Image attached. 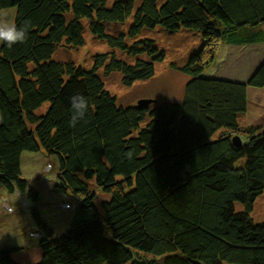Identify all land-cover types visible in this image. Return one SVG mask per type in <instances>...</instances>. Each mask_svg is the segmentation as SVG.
I'll use <instances>...</instances> for the list:
<instances>
[{"label": "trees", "instance_id": "trees-1", "mask_svg": "<svg viewBox=\"0 0 264 264\" xmlns=\"http://www.w3.org/2000/svg\"><path fill=\"white\" fill-rule=\"evenodd\" d=\"M134 2L0 0L28 29L23 42H0V185L21 197L28 232L39 231L35 264H264V219L251 217L264 191V105L252 100L264 92V59L244 82L205 76L221 45L264 43V0ZM129 17L126 33L106 30ZM84 23L109 49L91 69L54 58L60 44H84ZM155 27L202 41L180 69L182 100L117 105L97 71L119 72L125 86L153 77L164 52L139 36ZM76 93L90 110L71 127ZM25 151L54 155L42 172L54 170L49 192L75 200L61 235L42 215L35 178L21 174ZM93 187L108 199L96 204ZM16 247H0V264H23Z\"/></svg>", "mask_w": 264, "mask_h": 264}, {"label": "rangeland", "instance_id": "rangeland-1", "mask_svg": "<svg viewBox=\"0 0 264 264\" xmlns=\"http://www.w3.org/2000/svg\"><path fill=\"white\" fill-rule=\"evenodd\" d=\"M139 3L140 0H135L134 9ZM4 13L14 15V9L0 10V21L3 20ZM131 21L129 17L122 23L107 25L106 30L114 35L120 32L126 33ZM82 36L84 44L79 47L73 48L65 44L58 45L54 52V58L61 61H71L83 69H91L94 55L109 49L104 42L91 35L87 23H84ZM139 37L152 39L153 45L164 52V59L155 64L154 76L147 80L135 81L131 86H125L121 82L119 72L105 73L103 69H99L97 72L104 80L105 87L116 97L117 105L121 106L135 104L136 101L142 98L154 99L157 103H179L183 97L184 86L189 79L180 69L185 66L188 57L200 47L202 41L199 34L194 30L169 31L155 27L150 30H142ZM115 53L118 57L128 59L118 50ZM262 59H264V43L250 46L221 45L217 51L215 62L205 70V76L244 82L253 74ZM253 93L256 97L252 100L264 105V92ZM47 105V103H44L37 110V113L43 114ZM149 108H152L151 105H149ZM245 118L246 116L240 118V123L243 126L247 123ZM250 122L254 123V120L251 118ZM263 122L264 116L258 114L257 124ZM53 161H55L56 167L57 161L54 155H48L42 151H25L21 157V174L28 180L35 178V185L41 197L42 215L48 226L61 235L69 226L75 200L72 198L66 199V197L49 192L55 178L54 170L46 175L42 172L44 171V163L50 162L53 166ZM93 188L97 192L96 204H99L102 199H108V195L102 194L98 188ZM60 197L66 199L64 202L67 203L71 200L72 208L66 210L59 207ZM3 199H7L5 202L9 203L14 211L11 213L6 212L10 209V206L2 203ZM20 199L21 197H18L17 193L12 195L0 185V247H16L15 244L19 243L20 246L23 245L20 250L24 252H14L12 254L13 260L23 264H35L39 260L41 252L37 242L31 239L37 236H32L28 232L29 219L19 209ZM21 204L24 205V201H21ZM2 205L5 211H3ZM251 217L254 221L264 219V191L256 198ZM26 248L27 252L24 250Z\"/></svg>", "mask_w": 264, "mask_h": 264}, {"label": "clouds", "instance_id": "clouds-1", "mask_svg": "<svg viewBox=\"0 0 264 264\" xmlns=\"http://www.w3.org/2000/svg\"><path fill=\"white\" fill-rule=\"evenodd\" d=\"M27 31V26L19 27L17 25L13 14L4 13V18L0 21V42H5L11 47L17 42L25 41ZM69 99L71 107L69 125L75 127L79 121L85 118L90 110V105L88 99L80 93L72 95Z\"/></svg>", "mask_w": 264, "mask_h": 264}, {"label": "water", "instance_id": "water-1", "mask_svg": "<svg viewBox=\"0 0 264 264\" xmlns=\"http://www.w3.org/2000/svg\"><path fill=\"white\" fill-rule=\"evenodd\" d=\"M153 99H150V98H142V99H139L136 103V105L138 107H144V106H148L150 103H152ZM232 142L234 145H238L239 144V139L238 137H233L232 138Z\"/></svg>", "mask_w": 264, "mask_h": 264}, {"label": "built area", "instance_id": "built-area-1", "mask_svg": "<svg viewBox=\"0 0 264 264\" xmlns=\"http://www.w3.org/2000/svg\"><path fill=\"white\" fill-rule=\"evenodd\" d=\"M32 236H37L39 237V231L38 229H35L32 233H31Z\"/></svg>", "mask_w": 264, "mask_h": 264}, {"label": "crops", "instance_id": "crops-1", "mask_svg": "<svg viewBox=\"0 0 264 264\" xmlns=\"http://www.w3.org/2000/svg\"><path fill=\"white\" fill-rule=\"evenodd\" d=\"M63 224H64V222H63ZM15 246H17L16 248H22V246H23V245H22V246H20V245H19V243H16V244H15ZM24 250H25V252H27V248H26V249H24ZM17 251H19V252H21V251H22V252H24L23 250H20V249H19V250H17Z\"/></svg>", "mask_w": 264, "mask_h": 264}]
</instances>
